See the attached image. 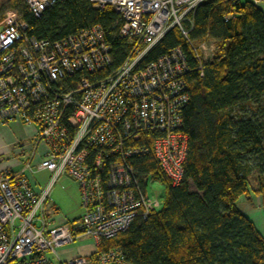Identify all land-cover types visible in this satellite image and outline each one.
I'll return each instance as SVG.
<instances>
[{
  "label": "built area",
  "instance_id": "obj_1",
  "mask_svg": "<svg viewBox=\"0 0 264 264\" xmlns=\"http://www.w3.org/2000/svg\"><path fill=\"white\" fill-rule=\"evenodd\" d=\"M22 1L39 16L58 0ZM88 1L99 10L110 6L116 34L128 45L114 68L99 24L50 41L28 36L25 21L13 9L0 22V123L36 126L32 142L25 145V161L18 168L0 169V264H125L117 247L68 259L60 258L56 248L79 236L90 237L97 248L136 216L160 207L156 196L146 194L154 174L147 172L141 185L128 158L149 154L172 185L182 177L186 55L175 46L143 60L177 27L201 73L215 44L207 36L194 43L188 33L191 14L203 0ZM37 170L50 173L39 189L27 176ZM62 174L76 181L81 211L56 222L46 203Z\"/></svg>",
  "mask_w": 264,
  "mask_h": 264
},
{
  "label": "trees",
  "instance_id": "obj_2",
  "mask_svg": "<svg viewBox=\"0 0 264 264\" xmlns=\"http://www.w3.org/2000/svg\"><path fill=\"white\" fill-rule=\"evenodd\" d=\"M7 7L25 21L28 36L54 41L99 24L111 47L110 67L126 55L110 6L58 0L39 16L22 0H8ZM191 16L190 40L207 36L215 44L201 73L177 27L143 60L175 46L186 55L182 177L172 185L149 154L128 158L141 185L150 171L164 184L160 207L136 216L96 249H121L125 264H264V236L237 204L240 196L257 195L264 219V10L254 0H203Z\"/></svg>",
  "mask_w": 264,
  "mask_h": 264
},
{
  "label": "rangeland",
  "instance_id": "obj_3",
  "mask_svg": "<svg viewBox=\"0 0 264 264\" xmlns=\"http://www.w3.org/2000/svg\"><path fill=\"white\" fill-rule=\"evenodd\" d=\"M8 0H0V22L4 16V12L7 9H11L7 7ZM9 124V123H8ZM7 124H1L0 123V131H2V127ZM16 133V132H13ZM3 135V136H2ZM0 134V148L6 147L7 150L4 152H0V159L4 161H17L18 164L14 166L18 168L20 166L19 163H23L27 157V150L25 145L28 144V137L26 138H20L18 136H13L7 134L6 132ZM32 142V141H30ZM19 144L22 145V151L19 148ZM39 157H35L34 162L38 161ZM50 173L47 170H37L32 172L31 176L32 178L39 184H44L46 180L48 179ZM146 194L148 196L157 197L160 201H162L163 194H164V184L162 181H159L155 178L148 179L146 184ZM244 197L240 196L237 200V204L242 209V211H246L248 208L245 207L244 204ZM49 203L53 202L56 204L59 215L60 216H73L78 215L81 211L80 207V195L78 190V185L75 180H73L71 177H69L66 174H62L51 186L50 192H49ZM251 209H256L257 211H260V206L258 207L255 205ZM81 243H92L90 238H80L75 239L72 243L67 245H61L56 248V251L58 255L60 256L61 253L63 255V250L73 248L77 245H80ZM61 258V256H60ZM96 264H111V263H96Z\"/></svg>",
  "mask_w": 264,
  "mask_h": 264
},
{
  "label": "crops",
  "instance_id": "obj_4",
  "mask_svg": "<svg viewBox=\"0 0 264 264\" xmlns=\"http://www.w3.org/2000/svg\"><path fill=\"white\" fill-rule=\"evenodd\" d=\"M260 7L264 10V3H261ZM4 132L11 135V137H13L15 135L20 137V138H25V137L27 138L28 137L27 143H29L30 141H32L33 135L36 132V126H27V125H23L20 121H13V122H10L9 124L4 125L2 127V131H0V134L2 135V133H4ZM13 132H16V133H13ZM5 150H7L6 147L0 148V152H4ZM14 163H16V161H12V160H9V161L4 160L3 161L1 158L0 159V169L12 167V166H14ZM31 174L32 173L27 174L30 182L33 184V187L35 189H39L42 184L37 183L32 178ZM243 197H244L243 201H244L245 207L248 208L246 211H243L245 216L254 224V226L258 230V232L262 236H264V219H263L262 210L260 213V211H257L256 209H251L252 205H253V207H255V205H257L258 207L260 206L259 197L257 195H254V194H251L248 199L245 196H243ZM46 206H47L51 216L53 217V220L56 222L71 220L77 216V214L73 215V216H69V217L60 216L56 204L53 202L49 203L48 200H47ZM80 238H90V237L79 236L77 239H80ZM91 241H92V239H91ZM95 249H96V247L94 246L93 241H92V243H86V244L81 243L80 245H77L73 248L63 250V255L61 253L60 256L62 259H68V258H71L73 256H77V255L90 254V253L94 252Z\"/></svg>",
  "mask_w": 264,
  "mask_h": 264
}]
</instances>
